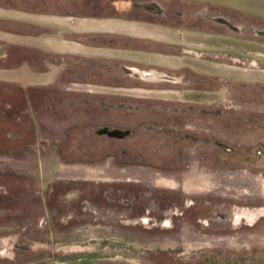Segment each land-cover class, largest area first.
Listing matches in <instances>:
<instances>
[{"label": "rangeland", "instance_id": "1", "mask_svg": "<svg viewBox=\"0 0 264 264\" xmlns=\"http://www.w3.org/2000/svg\"><path fill=\"white\" fill-rule=\"evenodd\" d=\"M206 1L264 21V0ZM253 23L209 45L257 67L264 32ZM204 69L221 76L204 92L217 91L185 86L178 102L162 91L188 82L146 72L102 80L90 65L0 63V264L264 253V68Z\"/></svg>", "mask_w": 264, "mask_h": 264}, {"label": "crops", "instance_id": "2", "mask_svg": "<svg viewBox=\"0 0 264 264\" xmlns=\"http://www.w3.org/2000/svg\"><path fill=\"white\" fill-rule=\"evenodd\" d=\"M235 16L206 0H0V34L10 37L0 40V63L12 59L33 65L50 59L58 65H90L102 80L146 72L164 81L188 82L174 83L176 92L162 91L181 102L185 86L194 97L217 91L204 92L209 80L221 78L205 71L209 63L241 71L264 68L262 54L259 62L251 59L257 67L250 68L245 66L248 56L209 45L240 34L243 21L254 22L248 24L253 33L264 32V21L256 16Z\"/></svg>", "mask_w": 264, "mask_h": 264}, {"label": "flooded vegetation", "instance_id": "3", "mask_svg": "<svg viewBox=\"0 0 264 264\" xmlns=\"http://www.w3.org/2000/svg\"><path fill=\"white\" fill-rule=\"evenodd\" d=\"M223 261L227 262V259L220 258V263L223 264ZM264 264V253L259 252L256 254H253L251 257L248 256H242V255H235L233 260L231 261V264Z\"/></svg>", "mask_w": 264, "mask_h": 264}]
</instances>
